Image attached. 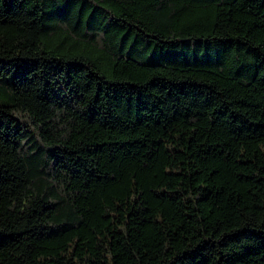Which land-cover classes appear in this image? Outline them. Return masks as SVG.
Here are the masks:
<instances>
[{"label": "trees", "instance_id": "obj_1", "mask_svg": "<svg viewBox=\"0 0 264 264\" xmlns=\"http://www.w3.org/2000/svg\"><path fill=\"white\" fill-rule=\"evenodd\" d=\"M0 264H264V0H0Z\"/></svg>", "mask_w": 264, "mask_h": 264}]
</instances>
